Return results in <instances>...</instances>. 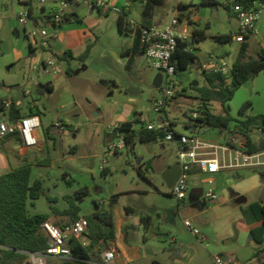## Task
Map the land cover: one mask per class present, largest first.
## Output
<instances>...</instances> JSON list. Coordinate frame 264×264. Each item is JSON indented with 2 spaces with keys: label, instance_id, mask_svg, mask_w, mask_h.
Here are the masks:
<instances>
[{
  "label": "rangeland",
  "instance_id": "obj_1",
  "mask_svg": "<svg viewBox=\"0 0 264 264\" xmlns=\"http://www.w3.org/2000/svg\"><path fill=\"white\" fill-rule=\"evenodd\" d=\"M44 1L33 2L38 17L42 14L41 7L47 10L55 7L54 0ZM200 1L167 0L160 5L163 21L155 19V23L170 21L178 11L181 20L186 21L188 33L194 28L209 33L203 41L204 50L209 53L215 50L219 54L232 43L222 44L212 35L238 31L237 22L228 9L231 0H217L216 7L200 6ZM180 2L194 8L198 6L201 11L205 9L201 22L190 24L189 9L179 11ZM140 4L132 7L136 19L140 16ZM29 8L26 0H0V96L6 94L4 87H8L14 99L24 104L39 98L40 107L46 110L44 124L58 120L72 124L69 134L46 137L48 147L42 157L44 162L35 167L31 175V182L36 179L43 182V195L33 206L29 204L30 214L49 215L50 223L60 225L69 221L64 211L70 202L80 207L79 216H89L96 210L95 203L109 208V199L117 196L114 213L121 229L114 244L99 252L96 249L94 260L97 262L101 263L102 252L109 248L120 251L117 264H214L215 255L243 264L263 261L264 242L251 238L249 230V226L256 223L250 204L264 203V180L255 172L260 169L191 174L188 196L178 201L170 194L164 180L169 166L179 164L175 142H145L136 138L133 150L125 145L117 152H105L108 132L118 127L115 112L124 110L126 103L142 114L143 129L144 124L158 125L159 120L167 116L176 124L178 133H189L183 125L190 123L192 113L200 106L199 92L192 88L193 83L198 82L200 88L207 85L199 62L177 72L179 92L174 104L167 108L166 115L157 114L152 99L160 97L161 92L155 88L154 81L158 74L163 76L165 72L155 68L143 55L133 68H127L125 55L121 56L123 59L119 56V60H114L113 53L121 54L125 43H122L118 24L111 21L110 16H100L95 10L90 16L83 6H75L82 20L64 32L74 34L78 43L91 44L92 50L85 62L79 58L68 62L59 61L48 48L30 53L24 29L17 21L18 15ZM124 9L129 15V9ZM40 17L39 24L43 25V15ZM260 21L264 29V10ZM13 25L17 26L19 35L14 33ZM83 32L87 36L84 37ZM187 42L196 43L192 38ZM86 47L85 44L84 51ZM223 59L231 63L230 59ZM49 62L53 65L45 70ZM68 66L73 72L71 75L67 74ZM50 85H54V89L49 90ZM247 102L251 105L242 113L241 108ZM229 107L236 121L264 114V70L235 92ZM211 109L215 114L223 113L218 102H213ZM198 124L192 126L200 127ZM198 135L201 140L216 144H222L224 137H228L227 131L214 128L200 130ZM103 169H107L106 173ZM207 177H213L214 182L203 184L201 180ZM198 187L214 191L217 202L206 203L204 196L193 194L192 190ZM51 207L58 212L53 213ZM126 207L134 212L126 214ZM143 217L149 218L147 226L141 221ZM185 219L191 220L206 241L201 242L200 237L192 234L184 224ZM61 262L53 260L51 264Z\"/></svg>",
  "mask_w": 264,
  "mask_h": 264
},
{
  "label": "built area",
  "instance_id": "obj_2",
  "mask_svg": "<svg viewBox=\"0 0 264 264\" xmlns=\"http://www.w3.org/2000/svg\"><path fill=\"white\" fill-rule=\"evenodd\" d=\"M30 6L34 0H26ZM41 3H45L41 0ZM55 7L45 10L48 20L43 21V25L39 24L36 17L31 11L22 12L18 15L17 21L24 29V38L29 43L32 49L49 48L53 40H60V30L66 23L76 21L74 10L75 6L85 4L92 10H96L103 16L117 15L124 19V26L130 33L137 35L141 47L148 61L153 63L154 67L163 70L165 75L162 76V81L159 86L161 96L153 98V110L157 114H165L171 102L176 98L179 92L178 83L176 80V65L173 62V56L176 53L178 39L187 41V33L184 28L181 31L177 30V26L182 24L178 11L175 12L171 21L164 27L150 26L144 27L132 20L126 9L118 7L111 0H54ZM231 12L235 13L239 27L238 31L232 36L239 43L244 44L251 37L259 35L258 20L264 9L262 0H253L249 6L240 3L239 0H231L228 4ZM53 65L49 62L45 65V70L48 66ZM207 71L220 72L226 78V83L232 81V66L229 65L223 58L216 57L212 66H204ZM11 102L9 99L3 100V109L10 110ZM203 113L198 110L192 113L189 119V133H178L170 119L165 116L159 120V124L146 123L145 130L158 132L156 141L162 143L175 142L177 145V156L181 167V175L176 183L170 189V194L178 201L184 200L189 193L188 183L191 177V169L196 168L200 174L213 175L220 172L222 169H264V149L259 151H249L246 135H255L264 139V129L255 127L253 129L243 130L236 126L228 128V140L224 144H216L206 142L199 138L197 127L192 124L198 123L196 120L202 118ZM132 122H141L142 114L133 113ZM200 125V124H198ZM201 126V125H200ZM42 129V121L38 115H27L18 119L3 118L0 120V140L7 137L17 135L21 146L26 150L40 149L41 142L39 139V131ZM68 126L63 121L53 123L49 132L52 135L65 134ZM113 137V135H115ZM109 142L105 148V152H117L125 145V138L122 134L117 133L116 128L108 132ZM220 152H228L233 154V158L228 159L223 156L220 159ZM203 184H212L213 179L207 177L202 179ZM202 196L205 202H217V195L211 189L205 190ZM102 204V203H101ZM185 226L196 237H200L201 242L206 241L205 237H201L198 229L194 228L191 220H184ZM89 223L86 216H80L79 219L71 224L58 227L49 221L43 222L41 230L46 236L48 246L40 251L26 252V259L22 264H51L53 260L70 259L72 251L69 246L70 240L75 239L83 247H87L90 241L87 237ZM119 251L117 248H109L102 252L100 264H117ZM214 264H243L234 259L225 258L221 255L213 257Z\"/></svg>",
  "mask_w": 264,
  "mask_h": 264
},
{
  "label": "trees",
  "instance_id": "obj_3",
  "mask_svg": "<svg viewBox=\"0 0 264 264\" xmlns=\"http://www.w3.org/2000/svg\"><path fill=\"white\" fill-rule=\"evenodd\" d=\"M137 0H131L135 2ZM253 0H239L245 6H249ZM264 2V0H262ZM143 3V23L144 27L152 25L155 9L157 6L164 5L167 0H141ZM200 6H218L217 0H201ZM179 11H186L190 8L189 5L179 3ZM229 9V7H228ZM183 14V13H182ZM190 24H194L191 20ZM117 24L121 32H128L124 26V19L117 18ZM17 34V30H14ZM193 36L195 41H203L205 31L198 28L193 29ZM215 39L227 44L232 40L231 35H219ZM135 45L141 46L139 32L136 35ZM188 42L178 39L176 53L173 56V62L176 65V74L179 70H185L190 65L195 63L197 57L188 49ZM141 48V47H140ZM137 47L134 50V55L143 52V49ZM248 44H242L238 57L232 65V81L230 84L226 83L225 76L220 72L207 71L204 72V77L207 85L200 88L193 87L199 92L201 104L199 110L203 113L202 118L196 121L205 128H214L220 130H227L233 124L239 129L248 130L255 127L264 129V114L249 116L243 120L236 121L230 114L229 104L233 100L235 92L241 88L251 78L257 76L264 70V49L259 52L258 58H249L247 53ZM92 45L86 47L84 53L78 58L85 62L89 57ZM30 53L35 52L29 46ZM70 52L66 51L63 58L67 59ZM71 69L67 70V74L71 75ZM211 102H218L223 109L222 114H215L210 108ZM251 103L247 102L241 108L243 113ZM3 106L0 100V108ZM12 110L15 108L13 106ZM141 122L124 121L118 125L116 131L122 133L125 138L126 145L132 150L135 147L136 138L141 141L153 142L156 141L158 132L148 131L143 128L137 130V125ZM190 126V124H189ZM15 136V135H14ZM17 136V135H16ZM47 137L52 138L51 135ZM247 144L249 151H259L264 149V139L258 137V141L253 140L252 135L247 134ZM107 169H103L106 173ZM260 174L264 180V169L255 171ZM142 174V171H139ZM199 173L196 168L191 169V174ZM32 168L30 166L19 168L8 173L0 175V264H22L26 259V252H35L45 249L48 246L46 236L41 230L43 222L49 221L50 216L46 214H29L28 206L34 205V202L43 195V182L36 179L31 182ZM84 194H81V196ZM118 202V197L113 196L109 199V208H104L100 203H95L96 210L89 216H86L89 227L87 237L90 244L83 247L75 239H71L69 246L72 254L70 259L62 260L61 264H89L97 251L103 250L104 247H109L116 242L117 239V225L115 219L114 208ZM53 213L58 212V209L51 207ZM249 209L256 222H261V225L250 232L259 243L264 242V203L254 202L250 204ZM126 214H131L133 209L126 207ZM64 213L69 217L67 224L79 219L80 207L70 202L68 209ZM148 217L141 218L145 226L148 225ZM66 224V225H67ZM60 227L59 225H56ZM63 227V226H61ZM126 233L124 232V235ZM264 253L263 251H261ZM259 264H264V260L259 261Z\"/></svg>",
  "mask_w": 264,
  "mask_h": 264
},
{
  "label": "crops",
  "instance_id": "obj_4",
  "mask_svg": "<svg viewBox=\"0 0 264 264\" xmlns=\"http://www.w3.org/2000/svg\"><path fill=\"white\" fill-rule=\"evenodd\" d=\"M111 1L114 5H116L118 7H121V8L127 7V9H129L128 13L131 17L129 15L128 16L132 20L139 23L140 25L143 23V3L141 2V0H137L135 2H131V0H111ZM138 2L141 3L140 4L141 8L139 10L140 16L138 17V19H136V17H133V14L131 11H132V7H134V5L136 3L138 4ZM180 3H183V2H180ZM78 6L79 7L83 6L90 16L93 15L94 12L96 11V10L95 11L92 10L91 8H89L85 4H79ZM30 8H31V11L34 14V16L36 17L38 22H39V19L41 18L40 17L41 15H43L42 20L45 19V17H46V13H45L46 8L45 7H41L42 14L39 17L36 16L34 13V4H32L30 6ZM73 10H74L76 21L71 22V23H66L65 25H63V27L60 30V40H53L50 47L48 48V49H51L53 51L54 55L58 56L59 61L63 60V61L70 62V61L78 58L82 53H84V49H85L84 45L85 44L89 45V43H78V40L76 39L74 34H70V33L67 34L66 33V31H68L71 26H73L74 24H78L79 21L82 20V17L80 16V12H78V10L76 8ZM162 10H163L162 6L156 7L151 26L164 27L171 21L170 20L168 22L161 23V24L155 23V19H156V21H159V22L163 21L162 16L160 17V15H162V13H161ZM175 12H174V14H175ZM229 12H230V16H232L234 18V20L237 22V30H238V27H239L238 18H237L235 13L230 11V9H229ZM215 13L218 15L219 11L216 9ZM98 14L100 16H103L99 12H98ZM174 14H173V16H174ZM204 15H205V9H202V11H201L198 8V6H195V8L194 7L189 8V21L191 20L192 22H194L196 24L200 23L201 18ZM112 17H114V15L110 16V20ZM114 22L117 23V20ZM182 23H184V21H182ZM186 26H187V24L185 21L184 24L177 26V30L181 31V28H184L186 30ZM258 29H259V35L256 37H251L250 39H248L246 41V43L248 44L247 53H248L249 58H258L259 52L262 49H264V29L261 25L260 18L258 20ZM14 30H17V32H18L17 35H19V30L17 29L16 25H13V31ZM64 30H66V31L64 32ZM236 32L237 31H235V32L231 31L230 33H218V34L212 35V37L215 38L219 35H231V36H233ZM186 33L188 36L187 39L188 38H192V39L194 38L193 31L191 33H188L186 30ZM83 36L84 37L87 36L86 32H83ZM121 36L123 38L122 43H125V45H124L125 49L119 55L114 52L113 54L116 57V59H114V60H119V56L121 57L122 55H125L127 68H131L132 66L138 64V61L141 59V56L142 55L145 56V54H144V52H141L137 55H134V50L137 47H139V48L141 47V46L135 45V39H136L135 34L130 33L128 31V32H121ZM205 36L206 37L209 36V33H207L206 31H205ZM87 41L88 40H86V42ZM203 41H199V42L196 41L195 44L189 43V45H188L189 51H191L197 57L196 61L199 62L200 66L203 69V72H205L204 66L211 67L212 62L216 57H218V58L226 57L227 59H230L231 63L229 65L232 66L235 63V61L238 57L240 48L242 46L241 44L237 43L232 37V40L230 41V43H232V44L230 46H225L221 50L222 51L221 53L218 54V53H216L215 50H213L211 53H209L208 51L204 50ZM55 42H58V43H55ZM55 44H58L59 47L57 45L55 46ZM53 45L55 47H53ZM66 51L70 52L71 55L68 56L67 59H64L63 56H64ZM33 53H35V52H33ZM33 53H31V54H33ZM90 54H91V52H90ZM135 56H136V58H135ZM121 58L123 59V57H121ZM68 67H69L68 69H71L70 66H68ZM48 89L49 90L54 89V85H50L48 87ZM156 89H158V88H156ZM4 91L6 92V94L1 95L0 100H2V102H3V100L9 99L11 102V108H10V110L5 111L3 109V106H1V108H0V120L3 118L18 119V118H21V117H24L27 115H38L42 121V130L39 131V139L41 142V147L38 150L37 149H31V150L24 149L20 144L19 137L16 135L7 137L6 139H3V140H0V175L8 173V172L16 170V169H19V168L27 167V166H30L32 168V172H33V169L35 167L40 166L44 162V159H42V157L44 156V150L48 147L46 137H47V135H51L53 137V135L49 132V128L55 121L54 122L52 121L51 122L52 124L51 123H49L47 125L44 124L43 121H44V118H46V110L44 108L40 107L39 98H32V101H29L26 104H24L23 102L16 101L14 99V97L11 94V92L9 91L8 87H4ZM26 94L28 96V94H30V93H26ZM197 99H198V101H200V104H201L200 98H197ZM173 101L171 102L169 107H171L174 104ZM212 104H213V102L210 103V108H212ZM13 106L15 108L14 111L12 110ZM124 108H125L124 110L120 109V110H117L115 112L114 118L116 121V127L124 121L131 120L133 113L136 112L130 103H126L124 105ZM55 120H56V118H55ZM63 122H65L68 126L67 133H65V134H69V129L72 127V124L68 121H63ZM173 125H174L175 130L178 131L176 129V124H173ZM232 126L233 125H231V127ZM183 128L187 132H189V123H185L183 125ZM207 129H209V128H205L202 126L197 127L198 134H199L200 130H207ZM107 137H108V135H107ZM252 137H253V140L255 142L258 141L257 136L252 135ZM223 140H224V142L222 144H224L228 140V137L225 136ZM223 156H225V158L228 159L229 157L233 158L234 155L231 154V156H230L228 152H224V153L220 152V159ZM169 167H171V166H169ZM222 170H230V169H222ZM244 170L246 171L248 169H244ZM211 178L213 179V182H214V178L213 177H211ZM199 188H201V187L194 188V189H199ZM196 194L199 195L198 193H196ZM29 214H30V212H29ZM31 215H33V214H31ZM50 220H52L51 217L49 219V222H50ZM66 224L67 223H63V224H60L59 226L61 227V226H64ZM116 225H117V236H118V230L121 229V227L119 225V221L116 222ZM260 225H261V222H256L254 225L249 226V230L251 231L252 229L259 227ZM119 254H120V251H119ZM89 264H100V262L95 261L94 256H93L92 260L89 261Z\"/></svg>",
  "mask_w": 264,
  "mask_h": 264
},
{
  "label": "water",
  "instance_id": "obj_5",
  "mask_svg": "<svg viewBox=\"0 0 264 264\" xmlns=\"http://www.w3.org/2000/svg\"><path fill=\"white\" fill-rule=\"evenodd\" d=\"M117 18H118V16H117V15H114V17H112L111 20H112V21H116ZM44 20L47 21V20H48V17H45ZM161 81H162V75L159 74V75H157L156 78H155L154 86H155L156 88H159V86H160V84H161ZM197 85H198V82H194V83H193V86H194V87H196ZM132 93H134V92H132ZM126 114H127V113H126ZM136 128H137V130H141L142 126H141V125H137ZM140 163H141V162H140V159H137V165H140ZM180 175H181V167H180V164H175V165L169 167V168L166 170L165 174H164V180H165L167 186H168L169 188H171V187L173 186V184L177 182V180L179 179ZM192 192H193V194L198 193V194L201 196V195H202V192H203V189H202V188H199V189H193ZM214 203H215V202H214ZM252 237H253V236L251 235V238H252Z\"/></svg>",
  "mask_w": 264,
  "mask_h": 264
}]
</instances>
